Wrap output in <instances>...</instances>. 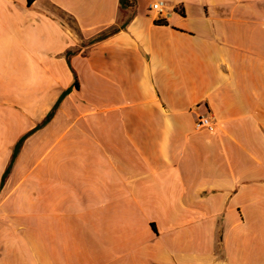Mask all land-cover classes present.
Returning <instances> with one entry per match:
<instances>
[{
	"label": "crops",
	"instance_id": "0c3cea01",
	"mask_svg": "<svg viewBox=\"0 0 264 264\" xmlns=\"http://www.w3.org/2000/svg\"><path fill=\"white\" fill-rule=\"evenodd\" d=\"M0 264H264V0H0Z\"/></svg>",
	"mask_w": 264,
	"mask_h": 264
},
{
	"label": "built area",
	"instance_id": "2783aa9c",
	"mask_svg": "<svg viewBox=\"0 0 264 264\" xmlns=\"http://www.w3.org/2000/svg\"><path fill=\"white\" fill-rule=\"evenodd\" d=\"M150 11L154 14L155 17L164 16L167 11V6L163 1H155L150 5ZM214 122L210 115L200 116L196 122V129H213Z\"/></svg>",
	"mask_w": 264,
	"mask_h": 264
},
{
	"label": "trees",
	"instance_id": "16d2710c",
	"mask_svg": "<svg viewBox=\"0 0 264 264\" xmlns=\"http://www.w3.org/2000/svg\"><path fill=\"white\" fill-rule=\"evenodd\" d=\"M28 4H31V0H28ZM121 5L123 7V0H121ZM77 86V85H76Z\"/></svg>",
	"mask_w": 264,
	"mask_h": 264
}]
</instances>
